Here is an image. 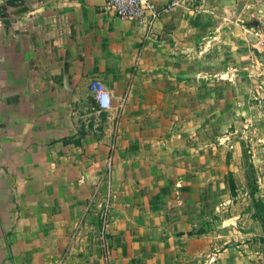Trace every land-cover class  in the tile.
<instances>
[{
	"label": "crops",
	"instance_id": "0c3cea01",
	"mask_svg": "<svg viewBox=\"0 0 264 264\" xmlns=\"http://www.w3.org/2000/svg\"><path fill=\"white\" fill-rule=\"evenodd\" d=\"M8 1L0 0V103L36 102L21 110L22 132L52 134V164L85 166L76 176L86 189L83 202L104 175L102 166L110 161L115 167L104 192L112 200L107 250L74 233L86 205H77L73 191L36 192L52 198L37 199V228L44 233L33 250L37 260L48 246L52 264H264L263 179L250 190L238 151L228 160L221 155L238 118L232 102L247 100L241 88L251 85L237 73L254 64L264 68L256 35L264 31V0H182L149 31L108 11L105 0ZM168 2L156 0L159 6ZM215 64L216 94L209 100H216V145L199 135L203 113L198 115L200 105L190 94L196 82L189 77L190 69ZM93 80L105 83L114 103H129L112 157L109 136L87 142L78 139L73 123L61 128L58 114L42 117V102L80 100ZM140 102L150 106L148 124L140 120ZM30 117L36 119L29 125ZM63 131L72 136L59 140ZM26 155L30 163L46 159ZM49 205L52 220L44 216Z\"/></svg>",
	"mask_w": 264,
	"mask_h": 264
},
{
	"label": "rangeland",
	"instance_id": "374dc122",
	"mask_svg": "<svg viewBox=\"0 0 264 264\" xmlns=\"http://www.w3.org/2000/svg\"><path fill=\"white\" fill-rule=\"evenodd\" d=\"M209 60L211 62L215 60L216 62V58L214 60L210 58ZM254 65H252V69L246 70L245 73L243 70L237 73V77L241 80L245 76L251 78V85H246L245 88L242 86L241 88V92L247 94V100L232 102L236 108L238 118L232 123L233 126H236L233 127L232 133L227 134L228 137L223 136L226 141L228 140L225 144L228 147L224 146L221 155L228 160L233 156L234 151H238V156L244 162L246 185L250 190L256 191L259 178L263 179L264 185V68H256ZM177 73L179 74L180 71H177ZM189 77L192 80L195 79L196 82L190 86V94H195L194 100H197L196 103L200 105L201 110L199 109L198 115L200 112L203 113V116L197 118L204 128V132L199 135L206 142H214L216 145V112L213 113L212 111V107L216 109V100H209L210 96L216 94V64L214 67L190 69ZM130 86H132V83ZM180 89L181 86L179 85V93ZM82 96V99L71 102L64 100L42 102V115L45 114L42 117L47 120L53 114H58L61 128H66L70 122L73 123L78 130V139H85L87 142H101L109 136L108 157H112L118 151L116 132L120 123L124 121V111L128 108L127 104L129 103L127 101L114 103L113 108L105 112L98 109L91 87L89 90L86 88ZM34 103L36 102L30 101L28 103L20 100L0 103V111L2 112L0 115V264H52L53 257L47 249L48 246L44 248L45 256L42 262L37 260L33 251L38 247V239L44 235L43 231L37 228L38 216L42 218V212L36 209L37 199L38 201L44 199L46 202L52 203L51 197L44 198L39 195L37 197L36 192H44L47 195L58 189L67 193L73 191L76 195L77 205L80 206L81 203L86 205L74 233L78 231L86 237H93L95 241H100L97 238L99 226L102 224L100 217L102 207L95 211L94 206L99 202H103L104 205L105 193L108 191L105 186L108 184L115 167L112 162L109 163L110 161L102 166L104 175L98 181L92 183L91 196L83 202L86 189L84 185L79 186V180L76 176L84 172L85 166L79 163L72 165L68 163L62 165L52 164L54 153L52 149L56 148L54 143L57 142V140L51 141L54 139L52 134H47L48 139L45 140L47 138L45 133L29 132L26 134L22 132V124H26V118L21 116V110L33 109ZM140 103H142V106H140V120L142 123L148 124L151 120V117H148V115H151L149 113L150 106L146 107L143 106V102ZM161 104L164 106L165 102H161ZM175 107L181 108L180 100L175 102ZM36 111L34 110L33 113L36 114ZM245 111L248 112L247 115H241L245 114ZM245 116L247 120H244ZM58 117L55 115L56 121ZM34 119L36 118H29V125L33 124ZM192 119L195 118H190L189 121H192ZM56 121L52 122L55 126ZM128 121L132 123V119H128ZM238 126L240 128H237ZM244 129L247 132H244ZM53 135H56V133H53ZM60 135L62 137L59 140H67L72 136L69 132L64 131ZM37 138L41 140L40 143H32ZM218 141L220 140L218 139ZM26 142L29 145L25 148ZM33 144H39V146L36 147ZM220 147V145L217 146L218 149ZM61 151L63 152V150ZM64 151L68 152L69 148ZM31 152L36 153L37 158L41 159L45 156L46 159L30 163L29 160L32 158L26 154H31ZM218 154L220 155L219 152ZM80 155L82 154H79V157ZM101 194H104L105 197L104 195L102 197ZM20 195H22V203L19 201ZM51 206L47 207L51 215L47 212L44 213L46 220L48 218H50L48 220H52L53 210ZM102 248L105 249V247ZM67 254L68 248L60 256L62 263L66 260Z\"/></svg>",
	"mask_w": 264,
	"mask_h": 264
},
{
	"label": "built area",
	"instance_id": "2783aa9c",
	"mask_svg": "<svg viewBox=\"0 0 264 264\" xmlns=\"http://www.w3.org/2000/svg\"><path fill=\"white\" fill-rule=\"evenodd\" d=\"M182 0H169L167 5L159 6L156 0H105V7L108 11L114 13L122 19L134 21L143 25L147 30L154 28L156 22L160 19L162 14L179 5ZM258 36L257 47L259 50L264 51V31L257 32ZM91 91L96 105L101 111H108L114 106V95L104 82L100 80H93ZM110 193V192H109ZM111 193L107 195L104 205L100 210L101 225L99 226L98 240L99 244L108 248V226L111 218Z\"/></svg>",
	"mask_w": 264,
	"mask_h": 264
},
{
	"label": "trees",
	"instance_id": "16d2710c",
	"mask_svg": "<svg viewBox=\"0 0 264 264\" xmlns=\"http://www.w3.org/2000/svg\"><path fill=\"white\" fill-rule=\"evenodd\" d=\"M18 0H9L8 3L11 5H15ZM79 143V142H78Z\"/></svg>",
	"mask_w": 264,
	"mask_h": 264
}]
</instances>
